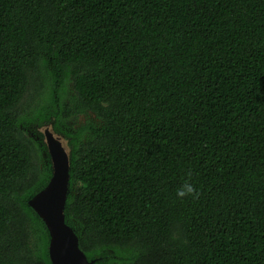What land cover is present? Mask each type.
<instances>
[{
	"label": "trees",
	"instance_id": "1",
	"mask_svg": "<svg viewBox=\"0 0 264 264\" xmlns=\"http://www.w3.org/2000/svg\"><path fill=\"white\" fill-rule=\"evenodd\" d=\"M45 128L92 264H264V0H0V264H52Z\"/></svg>",
	"mask_w": 264,
	"mask_h": 264
},
{
	"label": "water",
	"instance_id": "2",
	"mask_svg": "<svg viewBox=\"0 0 264 264\" xmlns=\"http://www.w3.org/2000/svg\"><path fill=\"white\" fill-rule=\"evenodd\" d=\"M45 142L52 162V176L48 184L28 201L48 228V246L52 264H92L79 247L73 229L66 224L64 206L68 192L69 157L61 140L48 128L44 129Z\"/></svg>",
	"mask_w": 264,
	"mask_h": 264
},
{
	"label": "clouds",
	"instance_id": "3",
	"mask_svg": "<svg viewBox=\"0 0 264 264\" xmlns=\"http://www.w3.org/2000/svg\"><path fill=\"white\" fill-rule=\"evenodd\" d=\"M190 177V173L186 174ZM197 188L190 182V179H185L177 188H176V196L179 198H183L186 196L196 197L198 196Z\"/></svg>",
	"mask_w": 264,
	"mask_h": 264
},
{
	"label": "rangeland",
	"instance_id": "4",
	"mask_svg": "<svg viewBox=\"0 0 264 264\" xmlns=\"http://www.w3.org/2000/svg\"><path fill=\"white\" fill-rule=\"evenodd\" d=\"M87 118H93V115L91 113L82 114L73 122V125L74 126L79 125V124L83 123ZM61 140L63 141V144L66 146V149L68 150L66 141L63 138Z\"/></svg>",
	"mask_w": 264,
	"mask_h": 264
}]
</instances>
